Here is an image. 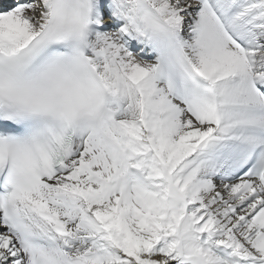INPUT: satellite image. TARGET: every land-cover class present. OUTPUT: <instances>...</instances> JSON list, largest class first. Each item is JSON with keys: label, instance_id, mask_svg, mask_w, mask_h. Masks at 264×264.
<instances>
[{"label": "snow or ice", "instance_id": "obj_1", "mask_svg": "<svg viewBox=\"0 0 264 264\" xmlns=\"http://www.w3.org/2000/svg\"><path fill=\"white\" fill-rule=\"evenodd\" d=\"M0 264H264V0H0Z\"/></svg>", "mask_w": 264, "mask_h": 264}]
</instances>
